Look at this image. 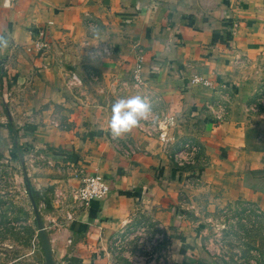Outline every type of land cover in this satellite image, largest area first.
Masks as SVG:
<instances>
[{
	"label": "crops",
	"instance_id": "crops-1",
	"mask_svg": "<svg viewBox=\"0 0 264 264\" xmlns=\"http://www.w3.org/2000/svg\"><path fill=\"white\" fill-rule=\"evenodd\" d=\"M39 32L45 47L36 51ZM0 36L8 41L0 46V152L15 155V142L24 158L33 151L47 162L27 176L55 264H109L111 235L136 213L168 229L166 264H211L184 217V208L196 213L189 203L198 190L216 203L244 199L264 215V124L247 111L253 81L237 60L264 52V0H0ZM96 48L106 49L103 58L90 60ZM193 74L211 86L192 85ZM133 95L151 112L113 137L112 105ZM184 142L197 151L175 155ZM93 171L108 192L79 207L68 191ZM190 179L200 187L186 190ZM54 188L63 192L56 206Z\"/></svg>",
	"mask_w": 264,
	"mask_h": 264
},
{
	"label": "rangeland",
	"instance_id": "rangeland-1",
	"mask_svg": "<svg viewBox=\"0 0 264 264\" xmlns=\"http://www.w3.org/2000/svg\"><path fill=\"white\" fill-rule=\"evenodd\" d=\"M237 60L240 75L253 81L247 111L260 113L259 121L264 124V52ZM90 79L98 82L94 76ZM218 106L216 120L222 121L225 106L222 102ZM31 154L24 158L21 153L20 166L16 155L0 152V264H43L22 172H26L28 181L27 173L33 164L47 162L37 153ZM186 184L189 191L200 187V182L191 179ZM55 190L51 191L53 199ZM206 191L198 190L196 200L189 203L194 204L195 214L189 212L193 209L183 210L184 217L193 224L187 231L196 245L194 249L204 253L211 264H264V215L244 199L209 201ZM37 206L44 214L43 206ZM169 237L168 229L158 218L136 213L111 235L109 264H166Z\"/></svg>",
	"mask_w": 264,
	"mask_h": 264
},
{
	"label": "built area",
	"instance_id": "built-area-1",
	"mask_svg": "<svg viewBox=\"0 0 264 264\" xmlns=\"http://www.w3.org/2000/svg\"><path fill=\"white\" fill-rule=\"evenodd\" d=\"M42 33L39 32L38 35L32 40V48L36 51L41 50L45 47V42L41 39ZM141 63H142V53L141 50L138 49L135 55L134 63L131 68V77L134 83L141 82ZM93 77V76H92ZM69 80L71 84L74 86L81 85L80 79L73 73H70ZM189 82L192 85L200 86V87H210L211 81L205 77H202L198 74H193L189 78ZM168 123L172 122V117H168ZM160 139L163 138V133H158ZM195 152L197 151V147L191 143L184 142L180 145L177 153L175 155H180V153H187V152ZM179 153V154H178ZM108 181L105 176L98 171H93L91 173L85 174L81 177V180L77 184L76 187L70 189L68 191L69 197L74 204L79 207H85L88 203L93 199H99L103 197L108 192ZM61 190L54 191V199L52 198L53 202L56 204H60V200L62 197ZM39 205V204H38ZM40 206V205H39ZM43 206V205H42ZM66 218L70 217V213L64 214ZM69 241V240H68Z\"/></svg>",
	"mask_w": 264,
	"mask_h": 264
},
{
	"label": "clouds",
	"instance_id": "clouds-1",
	"mask_svg": "<svg viewBox=\"0 0 264 264\" xmlns=\"http://www.w3.org/2000/svg\"><path fill=\"white\" fill-rule=\"evenodd\" d=\"M92 35L99 38L100 29L98 27L92 28ZM8 41L5 37L0 36V46L7 47ZM99 48L94 49L88 53L90 60H97L103 58V52ZM151 112V105L140 95H133L127 98L118 99L111 108V119L109 121V128L113 137H120L121 135L130 132L137 127L141 119H147Z\"/></svg>",
	"mask_w": 264,
	"mask_h": 264
},
{
	"label": "water",
	"instance_id": "water-1",
	"mask_svg": "<svg viewBox=\"0 0 264 264\" xmlns=\"http://www.w3.org/2000/svg\"><path fill=\"white\" fill-rule=\"evenodd\" d=\"M22 173H23L24 180L27 181L26 172L23 170ZM24 190L26 192L27 199H28L30 209L32 212V217H33V221H34V225L36 229V236H37L39 248H40V251L43 257V264H55L52 258L50 244L48 241L47 233H46L42 218L40 216L39 208L36 205V202L33 196L31 195L29 186L27 184Z\"/></svg>",
	"mask_w": 264,
	"mask_h": 264
},
{
	"label": "trees",
	"instance_id": "trees-1",
	"mask_svg": "<svg viewBox=\"0 0 264 264\" xmlns=\"http://www.w3.org/2000/svg\"><path fill=\"white\" fill-rule=\"evenodd\" d=\"M9 129H10V127H9ZM10 132H11V130H10ZM12 133V135H14L13 134V132H11ZM13 152L15 153V155H16V159L18 160V163H19V165L20 166H22V157H21V151H20V149H19V147H18V145L15 143V142H13ZM23 183H24V188H25V186H26V184L29 186V189H30V193H31V195L33 196V198H34V200H35V202H36V205H37V197H36V192L32 189V187L29 185V183H28V181H25L24 179H23ZM26 193V192H25Z\"/></svg>",
	"mask_w": 264,
	"mask_h": 264
}]
</instances>
